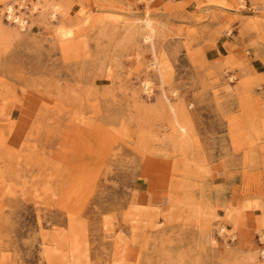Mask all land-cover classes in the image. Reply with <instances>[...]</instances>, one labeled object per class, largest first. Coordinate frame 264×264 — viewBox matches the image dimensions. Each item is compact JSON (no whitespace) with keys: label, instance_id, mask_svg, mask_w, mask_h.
<instances>
[{"label":"rangeland","instance_id":"1","mask_svg":"<svg viewBox=\"0 0 264 264\" xmlns=\"http://www.w3.org/2000/svg\"><path fill=\"white\" fill-rule=\"evenodd\" d=\"M230 11L0 0V264H264V51Z\"/></svg>","mask_w":264,"mask_h":264},{"label":"bare ground","instance_id":"2","mask_svg":"<svg viewBox=\"0 0 264 264\" xmlns=\"http://www.w3.org/2000/svg\"><path fill=\"white\" fill-rule=\"evenodd\" d=\"M148 3V2H147ZM60 11L59 7H54V11L51 13V17L53 20L57 18V14L58 12ZM6 13H7V18L9 20H12L14 22V24L18 25L21 30L25 31L26 30V26L28 24V22L24 19H22L19 15L16 14L15 12V8L13 5H10L7 6L6 8ZM144 18L141 20L142 23L144 24V28H145V32L144 30L142 32H144L143 34V41L146 43V44H149L150 46L154 47V37H155V31H156V26L153 25V22L152 19L150 18L149 14L146 13L145 16H143ZM88 19L85 20V24L88 23ZM61 26V25H60ZM142 27V29H144ZM141 29V30H142ZM57 33H58V36L61 38V39H70L73 34H74V31L72 29H69V28H64V26L62 27H59L57 28ZM157 35V34H156ZM154 58H153V62L151 63V66L152 68L156 71L157 75L159 76L160 78V83L162 85V88H163V91H165L164 89H166V85H165V81H164V77H163V70L161 68V64H160V61L158 59V57L156 56L155 52H154ZM150 85H151V82L150 81H144L143 82V86L145 88V90H151L150 89ZM164 93V92H163ZM166 101L168 103V106L170 107L171 109V112L174 114V125L181 129V130H184V127L182 125V122L179 120L176 112H175V109L173 108L172 104L170 103V101L166 98ZM164 102V101H163ZM262 255L264 257V249L262 251Z\"/></svg>","mask_w":264,"mask_h":264},{"label":"crops","instance_id":"3","mask_svg":"<svg viewBox=\"0 0 264 264\" xmlns=\"http://www.w3.org/2000/svg\"><path fill=\"white\" fill-rule=\"evenodd\" d=\"M231 15H240V19L234 23L235 36H240V43L243 46L249 48L250 53H262L264 51V45L259 42L261 37L260 29H264V5L261 3H256L254 0H247V11H230ZM224 45L221 43V46L216 49L210 50L208 53L217 55L221 52V48Z\"/></svg>","mask_w":264,"mask_h":264}]
</instances>
